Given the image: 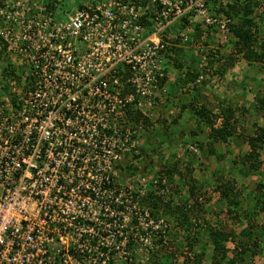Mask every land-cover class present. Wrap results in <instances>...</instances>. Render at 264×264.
<instances>
[{"label": "built area", "instance_id": "built-area-1", "mask_svg": "<svg viewBox=\"0 0 264 264\" xmlns=\"http://www.w3.org/2000/svg\"><path fill=\"white\" fill-rule=\"evenodd\" d=\"M31 2L0 7V264H125L166 227L137 201L158 177L123 171L144 132L129 111L165 97L167 48L190 40L174 23L214 20L202 0H85L60 20Z\"/></svg>", "mask_w": 264, "mask_h": 264}, {"label": "trees", "instance_id": "trees-1", "mask_svg": "<svg viewBox=\"0 0 264 264\" xmlns=\"http://www.w3.org/2000/svg\"><path fill=\"white\" fill-rule=\"evenodd\" d=\"M4 1L0 0V7H4ZM47 1L46 4L40 2L45 11L54 10L55 0ZM128 1L136 5L148 4V0ZM202 1L214 21L210 24L202 21L190 25L194 29L195 40H192L194 47H199V43L202 47H207L209 44L202 37L206 38L211 32L216 31H221L222 35H227L226 43L218 44L214 49L204 51L203 55L199 54L197 58L188 59L185 50H183L181 38L178 36L177 39L171 40V45L167 49L173 62L171 69L177 71V74L170 70L174 74L173 78L168 79L165 75L161 79V84H169L166 92L168 95L155 100L156 105L151 111L147 110L145 114L141 113L139 109L129 111L133 121L141 120L144 125L142 136L150 137L156 129V124H163L162 141L159 143L153 141L150 144L145 142V145L142 143L140 147L144 149V146H150L151 152L159 160H161L164 152L163 143H177L179 139L170 135L173 133L178 137H183L187 132L189 139L185 144L189 143L196 147L190 146V156L194 158L198 155L208 158H223L216 149L221 144H229L231 139L237 135L238 125L236 124L238 119L236 115L240 111H245L244 108L239 106L237 102L232 106L223 101L225 104H221L218 112H213L210 109L211 104L208 101H203L204 98L199 100V104L198 102H185L180 96H176V91L179 89L183 92L189 84L200 83L199 77H202L201 82L207 84L209 88L211 85L216 87L217 83H222L219 81L224 77V73L240 59L250 67L257 64L264 67V0H232L226 3H222L220 0ZM155 5L160 7L161 4L156 2ZM193 14L194 12H191L188 16L191 17ZM189 22L190 20L183 18L174 24L175 26L180 25L178 29H184L185 25H189ZM142 23L148 24L145 21ZM222 23H224L223 28L220 27ZM178 29H176L177 35ZM192 42L191 39L188 41V43ZM4 48V44L2 45L0 41V62L2 64L6 63ZM221 48L228 51L226 56L220 53ZM203 58H205L207 65L202 67V71L201 68L199 70V66H201ZM223 62L225 63L222 64ZM214 64L217 66V80L210 82L207 77L206 79L203 77L204 75H212L211 70ZM5 71H7V66ZM242 96L243 94L239 95L238 98ZM252 100L255 103L254 111L264 117V91L261 94H255ZM239 101H244V98H240ZM171 108H177L178 113L171 116L168 112ZM150 113L152 114L150 115ZM186 113H188V117L184 120L182 116ZM168 119L171 121L167 125ZM189 122L192 123L191 127H189ZM217 123L219 124L217 125ZM194 125L200 126V133L206 132V135L201 136L197 131H194ZM253 126L256 127V131L252 135H237V138L246 140L248 149L240 157L231 160L235 177L231 180H221L212 189L213 193L216 194L218 214H223L236 224H243L238 234L235 233L234 229L214 227L204 221L205 204L211 201V195L205 197L201 193L203 182L192 177V157L186 162L187 166L185 165L183 170L177 169L176 163H164L157 171H152L158 177V182L155 184L156 188L151 190L149 184L146 193L139 196L137 201L141 206L149 209L150 215L155 221L163 219L166 227L155 231L153 235L148 252L150 264H160L161 258L170 260V264H203L208 259L210 264H259L260 261L264 264V256H262L264 255L262 253L264 252V244H262L264 226L258 225L255 221L259 214L264 211V181L259 180L257 182L246 200L242 198L240 193L243 181L247 180L250 174L259 173L261 169H264V160L261 157L264 153V127L258 126L256 122ZM151 144H154L155 148ZM134 158L135 160L130 162L126 169L135 173L137 171L146 172L148 169H145L146 165H143L141 170H137L141 158L138 156H134ZM134 164L137 166L135 167ZM176 176L182 183L187 178L184 183L185 187H182V184V186L174 184ZM165 190L166 192H164ZM180 194L184 195L181 198H185L175 203V197H179ZM201 197L203 201L200 200ZM250 203L253 204L252 208L246 206H249ZM176 230L184 234V240L178 241L176 239ZM228 243H232L233 248H228ZM131 245H128L130 250L127 251V259L129 260L125 264H138L142 260L140 251L131 250ZM256 257L259 260H256ZM180 259L181 263H179Z\"/></svg>", "mask_w": 264, "mask_h": 264}, {"label": "rangeland", "instance_id": "rangeland-1", "mask_svg": "<svg viewBox=\"0 0 264 264\" xmlns=\"http://www.w3.org/2000/svg\"><path fill=\"white\" fill-rule=\"evenodd\" d=\"M18 1V0H17ZM29 2H38L37 6H40V2L43 4H46L48 1L47 0H28ZM80 1H85V0H55V18L60 20L65 17V13H68L69 16L73 15L76 13V7H78ZM222 3L226 2H231L232 0H220ZM31 2V3H32ZM61 11V12H59ZM202 21L198 19V17L194 18L189 22V25L187 24V28L184 30L183 34L189 37V39L195 40L194 39V29L190 26L192 23L197 24L201 23ZM202 39L208 42L207 47H202L201 44L199 43V47L195 46L194 43H187L183 47V50H185L186 57L190 59L191 57L197 58L199 57V54L203 55L204 51L208 49H214L216 45L218 44H225L228 37L227 35L221 33V31H216V32H211L209 36L202 37ZM217 47V46H216ZM200 52V53H199ZM220 53L223 54V56H226L228 54V51L226 49L221 48ZM200 55V56H201ZM206 60L203 58L201 66H199L202 69V67H206ZM223 62L222 64H224ZM171 66L167 65V70H170ZM175 74H177V71H174L171 69ZM203 71V69H202ZM212 75H204V79L206 77L208 80L211 82L217 80V66L214 64L212 70ZM210 73V70H209ZM172 75V74H171ZM212 78H211V77ZM255 80V81H253ZM202 81V79H201ZM200 81V83H197V87H194L195 85L189 84L184 88V91L181 92L179 89L176 91V96H180L182 100H185V102H198L200 103L199 100L203 101H208L209 104H211L210 109L213 112H218V110L221 107V104L224 105L225 103L237 104L239 106H242L245 111H240L237 115L236 118L238 119V122L236 125H238V130H237V135L238 134H243L244 136L247 135H252L256 131V127L253 126L254 122L258 126L264 127V117L260 114H257L254 109V100H252L253 96L255 94H261L264 91V67L257 64L256 66L250 67L249 65L246 64L243 60H238L235 65H233L232 68L227 70L224 73V77L219 81L222 83H217L216 87H213L212 85L210 88L207 86V84H203ZM245 88V89H242ZM168 89H166V92ZM165 96L168 95V93H163ZM240 98H244V101H239L240 98H238L239 95H242ZM206 98V100H205ZM223 101L225 102L223 104ZM205 103V102H204ZM169 114L171 116H174L176 113H178L177 108H171L169 109ZM184 120L188 117V113L182 116ZM170 119L167 120V125L170 123ZM190 123V122H189ZM191 124H189V127H191ZM219 123H217L218 125ZM162 128L163 124H156V129L154 133L151 134L150 137H146V135L141 136V143L143 142V145H145V142L147 144L152 143L153 141L159 143L162 141ZM200 126H195L194 125V131H197L200 133L199 130ZM188 132L185 136L183 137H178L176 134L170 135L171 137L173 136L174 138H179L177 143H167L164 142L162 147L164 148V152L162 155L161 160H159L155 154L151 152V147L144 146L142 148L138 149L137 156L138 158H141L140 166H138V170L142 169L143 165L145 166L146 172L144 173H151L153 171V168L158 169L160 166H163L162 164L164 163H176L177 164V169H185L186 162L188 160H191L189 149L190 146L192 148H196L193 145L185 144L189 137H188ZM202 135H206V132L202 133ZM237 135L231 139V142L229 144H221L220 147L217 150V153H219L223 158L217 159V158H208L204 157L202 155H198V157H192L193 163L191 164L192 166V177L195 178L196 180H199L203 182V186L201 188V193L207 197L211 195V201L207 202L205 204V214L203 216L204 221L208 222L209 224L213 225L214 227L218 228H225V229H234L235 233L238 234L239 231L241 230V227L243 224H236L234 223L230 218H227L223 214L219 213L218 205L216 202V194L213 193L212 189L214 188L216 183H219L221 180L225 181L228 179H233L235 177L233 167L231 165V160L235 159L236 157H240L245 151L248 149V144L246 143V140L237 138ZM154 137V138H153ZM153 148H155L154 144H151ZM197 150V149H196ZM197 152V151H196ZM262 160H264V153H262ZM134 155L129 156V161H134ZM152 160V162H151ZM152 163V164H151ZM186 165V166H185ZM136 167L137 165L134 164ZM151 169V171H149ZM125 175L127 174H132L135 172L128 171L127 169H124ZM131 172V173H130ZM140 173L142 171H139ZM143 173V172H142ZM175 182L174 184H179L182 187H185L184 183L187 178L183 181V183L178 180V176L174 178ZM259 180L264 181V169H261L259 173H252L249 175L248 179L243 181L240 193L242 195V198L244 200L247 199L249 196L250 192L252 189L255 188L257 182ZM182 184V185H181ZM151 185V190H154L156 188L155 185ZM166 192V190L164 191ZM163 194V192H162ZM181 196H184L180 194V196L175 197V203H178L179 200H183ZM203 201V198L201 199ZM248 208L253 207V204L250 203L249 206L246 205ZM221 214V215H220ZM202 218V219H203ZM256 223L258 225L264 226V211L259 214V216L255 219ZM177 236L176 239L178 241H181L185 239L184 234L179 231L178 233L176 232ZM264 244V241H262ZM233 245V244H232ZM231 246V245H230ZM140 249V254L142 257V260L138 264H150L149 262V256L148 252L150 251L149 247H142ZM139 252V251H138ZM210 253V251H207ZM264 253V252H262ZM264 256V255H262ZM257 258V257H256ZM162 259V258H161ZM160 259V264H170V260L163 258L162 261ZM256 260H259L257 258ZM179 263H181V259L179 260ZM258 263V262H257ZM203 264H210V260L208 259L205 261ZM259 264H262V261H260Z\"/></svg>", "mask_w": 264, "mask_h": 264}, {"label": "clouds", "instance_id": "clouds-1", "mask_svg": "<svg viewBox=\"0 0 264 264\" xmlns=\"http://www.w3.org/2000/svg\"><path fill=\"white\" fill-rule=\"evenodd\" d=\"M208 12H209V10H208ZM209 13H210V12H209ZM210 15H211V13H210ZM170 70H171V69H170ZM170 70H167V71L169 72V74H170V77H169L168 79H172L173 76H174V74H172V72H171ZM171 74H172V75H171ZM168 85H169V84H166L167 87H168ZM142 143H143V142H142ZM141 146H142V145H141ZM135 156H137V155H135ZM138 169H139V168H138ZM138 169H137V170H138ZM155 170L157 171V169L153 168V171H154V172H155ZM138 174H140L141 176H142V175H143V176H144V175H153L154 178L157 177V176H155V174L152 173V172L148 174V173H142V172L140 173V172L137 171L136 173L131 174V175H138ZM127 176H130V175H127ZM146 190H147V189H146ZM145 193H146V191H145ZM142 207H143V206H142ZM143 208L148 209L147 207H143ZM148 211H149V209H148ZM149 213H150V212H149ZM162 220H163V219H162ZM176 232L178 233L179 231L176 230ZM138 248H140V247H138Z\"/></svg>", "mask_w": 264, "mask_h": 264}, {"label": "crops", "instance_id": "crops-1", "mask_svg": "<svg viewBox=\"0 0 264 264\" xmlns=\"http://www.w3.org/2000/svg\"><path fill=\"white\" fill-rule=\"evenodd\" d=\"M168 86H169V85H168ZM167 88H168V87H167ZM176 94H177V93H176ZM263 241H264V240H263ZM262 244H263V243H262ZM230 245H231V246H230ZM227 247H228V248H233L232 243H228V244H227ZM229 257H231V254H229Z\"/></svg>", "mask_w": 264, "mask_h": 264}]
</instances>
